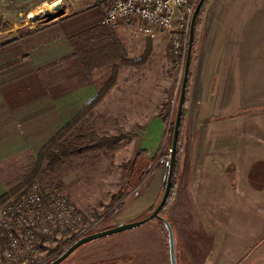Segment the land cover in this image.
Instances as JSON below:
<instances>
[{
	"label": "crops",
	"instance_id": "crops-1",
	"mask_svg": "<svg viewBox=\"0 0 264 264\" xmlns=\"http://www.w3.org/2000/svg\"><path fill=\"white\" fill-rule=\"evenodd\" d=\"M68 17L15 40L23 28L0 32L8 37L0 45L14 40L0 46V162L26 155L25 145L36 146L33 158L109 81L91 110L97 113L93 122L115 112L154 119V94L133 89L127 82L137 74H124L134 63L121 64L131 32ZM90 39L97 40L95 47ZM96 80H105L98 90ZM145 121L135 117L138 126ZM179 134L176 183L163 216L171 208L165 215L181 236L188 263L235 264L231 258L264 240V0L204 3ZM5 183L0 173V197Z\"/></svg>",
	"mask_w": 264,
	"mask_h": 264
},
{
	"label": "rangeland",
	"instance_id": "rangeland-1",
	"mask_svg": "<svg viewBox=\"0 0 264 264\" xmlns=\"http://www.w3.org/2000/svg\"><path fill=\"white\" fill-rule=\"evenodd\" d=\"M107 2L108 0L0 1V30L13 27L36 29L52 20L68 16L84 17L88 19V25H99ZM55 4L61 7V14L53 9ZM45 10L49 12L48 17L43 15ZM31 15H35L36 19L31 20ZM7 39L8 37H0V43ZM147 42L151 45L149 58L143 64H134L124 75L134 72L137 79L132 78L127 83L142 94H154V119H150V113L115 112L101 113L105 120L98 123L92 121L96 119L97 113H91L80 123L74 134L93 130L98 135H124L125 138L114 149L103 148L64 159L55 172L40 173L36 183L44 192L59 190L91 222L97 220L92 223L89 233L106 231L145 219L151 208L158 203L160 194L162 195L167 164L155 166V161L152 160L160 157L158 149L170 143L167 136L168 122L164 124L155 117L167 115L171 122L174 120L185 52L182 57L173 54L172 32H166L152 41L130 34L125 50L122 48L124 57L131 60L139 58ZM170 42L172 45L168 47ZM104 82L105 80H96L93 84L98 90ZM143 116H146L147 121L138 126L135 117ZM34 147L36 146L25 145L21 149L27 150L26 155L0 162V173L6 183L13 182L26 171L29 158L34 154ZM139 149H143V153L134 161ZM155 153V158L152 159ZM151 165L154 168L147 171ZM118 191L125 194L122 203L107 214L105 206ZM170 209L165 210V214H169ZM165 214L163 216L160 213L159 217L171 229L175 264H190L185 257L181 236ZM255 243L249 252L231 258L235 264H264V240ZM54 259L52 256L45 264ZM59 264H169L166 232L157 219H152L131 230L83 244Z\"/></svg>",
	"mask_w": 264,
	"mask_h": 264
},
{
	"label": "built area",
	"instance_id": "built-area-1",
	"mask_svg": "<svg viewBox=\"0 0 264 264\" xmlns=\"http://www.w3.org/2000/svg\"><path fill=\"white\" fill-rule=\"evenodd\" d=\"M196 1L108 0L99 24L121 25L147 40L172 32V52L182 57ZM158 151L155 166L167 164L170 147ZM96 222L59 190L41 193L39 185L32 184L0 206V264H45L63 250L62 243L81 238Z\"/></svg>",
	"mask_w": 264,
	"mask_h": 264
},
{
	"label": "trees",
	"instance_id": "trees-1",
	"mask_svg": "<svg viewBox=\"0 0 264 264\" xmlns=\"http://www.w3.org/2000/svg\"><path fill=\"white\" fill-rule=\"evenodd\" d=\"M205 1L206 0H204L202 5L200 6L195 16L194 23H193L189 66H190V63H191V60L194 54V48H195V42H196V28L198 26L199 18H200ZM100 26H104V25H100ZM38 30H39L38 28L23 29V30L17 29L15 31V34L17 37L14 38V40L17 38H23V37L29 36L32 33L37 32ZM88 35L89 34H85L84 35L85 38H87ZM90 36H92V34H90ZM187 37H188V34H187ZM14 40H9L8 42H5L4 44L0 46L6 45L7 43H10L11 41H14ZM179 42H182V37L179 38ZM89 44L92 47H95L97 45V40L90 39ZM170 45H172L171 42L170 44H168V47H170ZM149 53H150V49L146 48L142 56L132 61H130L129 59H126L125 57H122L121 64L123 66H127L132 63L143 64L149 57L150 55ZM189 66H188V71H187V76H186L185 91H186L187 80H188V75H189ZM112 83L113 82L111 81L106 82L100 88V90L95 93V96L83 108H81L78 111V113L70 121L66 122L42 146H40L38 151L35 153V156L29 159V163H28V167L26 171L19 178H17L13 182L5 183V193L0 197V206L3 202L8 200L9 198L16 197L20 193L26 192L31 187L32 184L37 183L40 173H43V172L53 173L56 170H58L64 159H68V158L80 155L82 153L92 152V151L103 149V148L114 149L118 146L120 141H122L125 138L124 135H117V136H109V135H104V134L98 135L95 131L74 134V132L77 130V127L80 125L83 119L88 114L91 113V110L93 109V107L97 105V103L101 100V98L109 90ZM185 91H184V94H185ZM183 113H184V98H183L180 121H179V126H178L177 137H176V146L174 149V161H173L172 175H171V180H170V188H169L168 196L166 198V202L171 195V191L174 187V184L176 183L177 156L180 150L179 129H180V122L183 118ZM157 117L164 124L168 122L167 136H168V142L170 143L173 122H171L168 119L167 115H164V116L158 115ZM168 146L170 147V144H168ZM155 155L156 153L154 154L153 159L155 158ZM40 192L44 193L43 190H40ZM124 196L125 194L121 191H118L116 194L111 196V198L109 199V203L105 206V209L108 210L107 214H109L110 212H112L114 209H116L118 206L121 205L122 203L121 200ZM166 202L164 203L162 209L159 211L158 215H160V213L163 212ZM91 229L86 233V235H88ZM75 241H73L72 243L70 241H65L64 243H62L60 247H62L61 249L63 250L59 251L54 256L55 259L58 256H60ZM3 247H4V244H0V253Z\"/></svg>",
	"mask_w": 264,
	"mask_h": 264
},
{
	"label": "water",
	"instance_id": "water-1",
	"mask_svg": "<svg viewBox=\"0 0 264 264\" xmlns=\"http://www.w3.org/2000/svg\"><path fill=\"white\" fill-rule=\"evenodd\" d=\"M204 0H198L191 16L190 24H189V31H188V37H187V45H186V51H185V57H184V65H183V71H182V78L179 86V91H178V98H177V104L175 108V113H174V120H173V125H172V132H171V142H170V154L167 159V165H166V174H165V180H164V185H163V191L162 195L157 203V205L152 209L150 214L143 220L130 223V224H125L121 225L115 228H111L106 231H101V232H93L90 233L86 236H83L82 238L78 239L75 241L71 246H69L60 256H58L56 259L53 261L49 262L48 264H59L61 263L64 259H66L75 249L80 247L83 244H86L90 241H93L98 238L106 237L109 235L125 232L128 230H131L135 227H138L142 225L143 223H146L152 219H157L163 226L165 232H166V239H167V248H168V262L169 264H175V257H174V247H173V238H172V233L169 225L166 223L164 219L159 217L158 213L162 209L166 198L168 196L169 188H170V180H171V175H172V168H173V161H174V149L176 146V137H177V132H178V126H179V121H180V115H181V109H182V103H183V98H184V91H185V84H186V76H187V71H188V65H189V57H190V50H191V43H192V28H193V23L195 16L202 5ZM53 9L56 10L58 13H62V9L59 5L55 4L53 6ZM43 15L45 17L49 16V12L47 10L43 11ZM31 20H35L36 16L31 15L29 16Z\"/></svg>",
	"mask_w": 264,
	"mask_h": 264
},
{
	"label": "bare ground",
	"instance_id": "bare-ground-1",
	"mask_svg": "<svg viewBox=\"0 0 264 264\" xmlns=\"http://www.w3.org/2000/svg\"><path fill=\"white\" fill-rule=\"evenodd\" d=\"M195 7V6H194ZM47 10H50V9H47ZM187 45V44H186ZM40 190H41V188H40Z\"/></svg>",
	"mask_w": 264,
	"mask_h": 264
},
{
	"label": "snow or ice",
	"instance_id": "snow-or-ice-1",
	"mask_svg": "<svg viewBox=\"0 0 264 264\" xmlns=\"http://www.w3.org/2000/svg\"><path fill=\"white\" fill-rule=\"evenodd\" d=\"M57 2H58V0H57Z\"/></svg>",
	"mask_w": 264,
	"mask_h": 264
}]
</instances>
